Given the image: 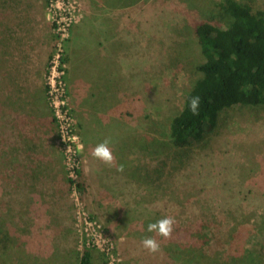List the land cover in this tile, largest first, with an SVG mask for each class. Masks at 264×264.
I'll return each mask as SVG.
<instances>
[{"label": "rangeland", "instance_id": "1", "mask_svg": "<svg viewBox=\"0 0 264 264\" xmlns=\"http://www.w3.org/2000/svg\"><path fill=\"white\" fill-rule=\"evenodd\" d=\"M223 2L0 0V264H264V103L170 137Z\"/></svg>", "mask_w": 264, "mask_h": 264}, {"label": "trees", "instance_id": "2", "mask_svg": "<svg viewBox=\"0 0 264 264\" xmlns=\"http://www.w3.org/2000/svg\"><path fill=\"white\" fill-rule=\"evenodd\" d=\"M222 4L229 17L227 28L198 23L193 30L203 63L197 67L201 77L170 124L171 142L177 148L203 141L206 128L216 125L220 112L264 103V11L238 0ZM193 97L200 99L197 115L189 106ZM79 264H93L89 251Z\"/></svg>", "mask_w": 264, "mask_h": 264}, {"label": "clouds", "instance_id": "3", "mask_svg": "<svg viewBox=\"0 0 264 264\" xmlns=\"http://www.w3.org/2000/svg\"><path fill=\"white\" fill-rule=\"evenodd\" d=\"M200 105L199 97H193L190 101V109L194 115L198 114V108ZM110 141L105 139L102 143L98 144L92 151V156L103 162L108 166H115L118 172H123V165H115V157L112 150L109 148ZM175 218L172 216H167L162 219L157 220L154 223H149L147 226L148 232H154L158 236L164 239H171L172 233L174 231ZM142 246L148 250V252L155 254L161 251L160 243L155 239V237H145L141 241Z\"/></svg>", "mask_w": 264, "mask_h": 264}]
</instances>
